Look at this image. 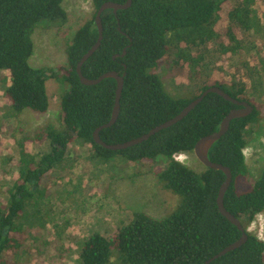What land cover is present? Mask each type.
<instances>
[{
  "label": "trees",
  "instance_id": "1",
  "mask_svg": "<svg viewBox=\"0 0 264 264\" xmlns=\"http://www.w3.org/2000/svg\"><path fill=\"white\" fill-rule=\"evenodd\" d=\"M107 1L126 0H91L90 16L65 40L66 63L34 68L29 63L34 33L51 26L63 33L62 27L68 22L63 0H0V78L6 83L3 96L14 115L19 117L26 109L46 113V81L51 78L62 86V127L47 124L33 136L16 140L19 158L13 178L7 181L5 172L0 171V179L4 178L0 184V264H17L26 252L25 240L34 235L29 229L33 221L26 222L28 212L22 214L29 208L39 216L42 200L47 198V183L71 159L68 147L75 142L89 144L96 158L120 157L145 164L158 185L179 198L178 206L161 219L133 211L129 221L111 236L90 233L80 243L79 264H203L241 236L216 203L225 174L201 162L204 167L195 171L175 157L193 152L196 141L216 131L237 105L208 93L183 119L141 143L122 150L95 143L93 131L111 116L117 82L105 78L84 85L76 65L97 39L95 15ZM262 1L132 0L116 15L112 9L101 14V44L81 66L87 78L112 70L126 72L118 118L99 133L107 143L146 133L174 117L211 85L254 106L248 116L232 119L226 133L208 152L210 160L231 170L224 206L240 219L248 236L240 247L209 264H264V240L248 230L256 215L264 211V170L257 179L248 181L244 154L252 125L259 119L253 96L264 73V26L262 8H257ZM128 45L124 56L113 58ZM163 64L188 78H203L202 85L185 95L170 94L159 73ZM208 68L212 77H202ZM28 144L45 145L46 149L33 153Z\"/></svg>",
  "mask_w": 264,
  "mask_h": 264
},
{
  "label": "rangeland",
  "instance_id": "2",
  "mask_svg": "<svg viewBox=\"0 0 264 264\" xmlns=\"http://www.w3.org/2000/svg\"><path fill=\"white\" fill-rule=\"evenodd\" d=\"M62 6L68 16V22L62 27L63 33H59L56 26L37 29L34 33V52L29 59L34 68L64 65L67 59L65 40L93 11L91 0H63ZM257 8H262L264 26V0ZM47 23L42 22L41 25ZM65 30L67 35H64ZM171 68L163 64L159 69L170 94L185 95L202 85L203 78H188ZM210 74L208 68V72L201 76L212 77ZM60 86L51 78L46 81L49 98L46 113L26 109L16 117L11 104L3 96L6 83L0 78V171L5 172L3 177L7 181L16 172L19 158L16 140L25 135L33 136L35 131L47 124L62 127ZM253 100L258 105L259 119L252 125L244 148L248 181L257 179L264 170V73ZM26 146L33 153L46 149L45 145ZM68 154L71 159L66 160L55 179L51 178L47 183V198L50 200H42L39 216L33 215V209L29 208L22 214L29 213L26 222L33 221L29 222L33 224L29 229L34 235L25 240L26 252L17 264H79L80 243L90 233L99 232L109 237L129 221L133 211H142L161 219L179 204V198L163 190L145 164L124 161L120 157L96 158L92 155L91 146L82 142L70 144ZM175 157L195 171L204 167L193 152L176 154ZM4 178L0 179V184ZM44 187L43 184L39 190ZM248 230L264 240V211L256 215Z\"/></svg>",
  "mask_w": 264,
  "mask_h": 264
},
{
  "label": "water",
  "instance_id": "3",
  "mask_svg": "<svg viewBox=\"0 0 264 264\" xmlns=\"http://www.w3.org/2000/svg\"><path fill=\"white\" fill-rule=\"evenodd\" d=\"M132 3V0H126L124 3H117L112 1L104 2L100 5L98 8L96 15H95V23L98 28V37L96 42L88 49L86 53L83 54V56L80 58L76 65V72L79 76V80L84 85H94L99 83L105 78H114L117 82L116 85V91H115V97H114V104L111 112V116L109 120L95 128L93 131V139L96 144L101 145L102 147L109 149V150H122L126 149L128 147H131L133 145H136L138 143H141L145 140H147L149 137H151L153 134L159 132L160 130L167 128L176 122L183 119L208 93H216L219 96L223 97L225 100L237 105V108H232L221 120L219 128L216 131H213L210 134H207L201 138H199L193 148V153L195 154L196 158L206 167L212 168L214 170H220L225 174V179L220 185L218 195L216 198V203L218 206L219 212L227 219L229 220L233 225H235L238 230L241 232V236L238 240L235 242L227 245L224 247L221 251L214 254L203 264H209L214 259L218 258L219 256L224 255L225 253L234 250L237 247H240L242 244H244L247 240V233L245 232V229L242 226V223L238 217H236L234 214L229 212L225 206H224V194L226 190L229 188L231 181H232V173L228 166L223 165L219 162H214L209 159L208 152L213 143L218 140L221 136H223L226 131L229 128L230 122L232 119L245 117L251 114L254 110V106L250 104L246 100H239L238 98H235L231 96L228 92H226L224 89L216 86L211 85L208 88H206L202 93L192 100L188 105H186L178 114H176L174 117L154 126L150 130H148L146 133L141 134L140 136H137L135 138L126 140L124 142H118V143H107L103 141L100 138V131L104 128H107L111 125H113L119 115L120 112V98L121 93L123 89V82H124V74H119L117 71H107L98 76L97 78H87L82 74L81 66L82 64L99 48L101 44V40L103 37V27H102V20H101V14L103 11L107 9H112L113 12L116 14L118 10L126 9L128 8ZM128 47V46H127ZM126 47V48H127ZM126 48L123 49L121 56H124L126 54ZM116 56V55H115ZM114 56V57H115Z\"/></svg>",
  "mask_w": 264,
  "mask_h": 264
},
{
  "label": "flooded vegetation",
  "instance_id": "4",
  "mask_svg": "<svg viewBox=\"0 0 264 264\" xmlns=\"http://www.w3.org/2000/svg\"><path fill=\"white\" fill-rule=\"evenodd\" d=\"M125 2H126V1H125ZM112 11H113V10H112ZM103 12H104V11H103ZM103 12H102V13H103ZM113 13H114V12H113ZM114 14H115V13H114ZM115 15H116V14H115ZM101 20H102V19H101ZM102 27H103V25H102ZM97 29H98V28H97ZM118 29H120L119 26H118ZM97 37H98V36H97ZM102 38H103V37H102ZM96 40H97V39H96ZM101 41H102V40H101ZM95 42H96V41H95ZM95 42H94V43H95ZM92 45H93V44H92ZM126 47H127V46H126ZM126 47H125V48H126ZM128 47H129V45H128ZM128 47H127V48H128ZM127 48H126V52H127ZM122 51H123V50H122ZM121 53H122V52H121ZM115 55H116V56H118V55L121 56V54H115ZM115 55H113V58L116 57ZM114 56H115V57H114ZM77 63H78V62H77ZM124 67L126 68V65H124ZM118 73H119V72H118ZM124 73H126V72L124 71L122 74H124ZM237 107H238V106H237ZM237 107H234V108H237Z\"/></svg>",
  "mask_w": 264,
  "mask_h": 264
}]
</instances>
